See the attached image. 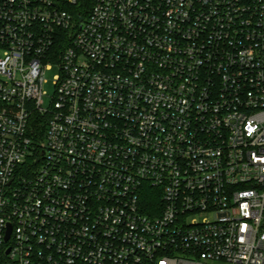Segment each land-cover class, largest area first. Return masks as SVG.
<instances>
[{
  "label": "built area",
  "instance_id": "obj_1",
  "mask_svg": "<svg viewBox=\"0 0 264 264\" xmlns=\"http://www.w3.org/2000/svg\"><path fill=\"white\" fill-rule=\"evenodd\" d=\"M0 264H264V0H0Z\"/></svg>",
  "mask_w": 264,
  "mask_h": 264
},
{
  "label": "rangeland",
  "instance_id": "obj_2",
  "mask_svg": "<svg viewBox=\"0 0 264 264\" xmlns=\"http://www.w3.org/2000/svg\"><path fill=\"white\" fill-rule=\"evenodd\" d=\"M48 66L46 65L45 70H44V84H43V92L44 95L42 97L43 99V105L44 107L48 106L52 100V97L55 94V80L56 76L59 74V67L58 64L55 61H49L47 62Z\"/></svg>",
  "mask_w": 264,
  "mask_h": 264
},
{
  "label": "trees",
  "instance_id": "obj_3",
  "mask_svg": "<svg viewBox=\"0 0 264 264\" xmlns=\"http://www.w3.org/2000/svg\"><path fill=\"white\" fill-rule=\"evenodd\" d=\"M35 123H36V121H35V122H33V126H34V125H36ZM39 126H40V125H39ZM41 127H42V129H43V126H41ZM41 127H40V128H41ZM150 201H151V202H153L154 200H153V199H151Z\"/></svg>",
  "mask_w": 264,
  "mask_h": 264
},
{
  "label": "water",
  "instance_id": "obj_4",
  "mask_svg": "<svg viewBox=\"0 0 264 264\" xmlns=\"http://www.w3.org/2000/svg\"><path fill=\"white\" fill-rule=\"evenodd\" d=\"M9 232H10V226H9V230H8V233H7V236L6 237H8Z\"/></svg>",
  "mask_w": 264,
  "mask_h": 264
}]
</instances>
